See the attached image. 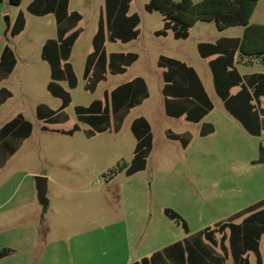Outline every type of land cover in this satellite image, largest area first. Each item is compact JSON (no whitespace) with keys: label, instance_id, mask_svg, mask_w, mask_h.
<instances>
[{"label":"rangeland","instance_id":"rangeland-1","mask_svg":"<svg viewBox=\"0 0 264 264\" xmlns=\"http://www.w3.org/2000/svg\"><path fill=\"white\" fill-rule=\"evenodd\" d=\"M30 1L22 0L19 6L9 4L8 0L0 1V51L8 45L17 59L13 73L1 84L12 91L13 97L0 106V136L11 128L10 125L6 129L3 127L17 113H22L33 126L31 136L0 170V247L7 241L16 248L9 261L34 264L41 255L54 262L126 263L134 256V251L140 250L142 241L146 245L143 251L148 253L185 236L177 220L174 221L178 226L173 223L168 226L167 221L160 226L159 222L165 218L163 208L179 213L191 233L208 227L214 231V237H221L226 234V228L219 231L216 225L227 222L230 213L264 200V163L252 164L259 158V145L264 146V133L260 137L245 133L211 88L210 74L208 92L214 109L199 126L182 118L156 116V107L151 106L159 96L154 77V81L148 83L151 99L132 109L119 132L111 129L95 133L89 139L85 136V131L91 128L77 121L74 106L102 99L105 89L110 90L118 83L135 76L144 77L147 73L139 60L126 74L108 75L107 81L101 82L94 93L84 90L85 81L81 75L104 0H70V9L83 15L80 23L83 32L71 58L79 84L71 90L67 122L46 125L51 129L69 130L78 124L80 130L73 135L43 130V123L35 117L37 104L43 102L56 109L60 103L46 90L49 67L40 59L41 44L56 36V26L52 15L29 14L26 6ZM148 1L131 2L130 13L136 12L141 18L139 37L129 44H108L107 51H135L142 60L149 52L153 70H158L159 54L179 57L181 48L194 60L204 63L197 55L196 43L214 41L221 35L214 23H196L188 40H174L171 34L157 38L153 31L161 27V15L144 10ZM19 10L25 13L26 27L19 36L6 38L7 19L13 20ZM252 21L264 22V0H259ZM240 32L241 28L237 27L223 35ZM240 71L242 74L264 72V65L240 66ZM147 107L154 136L152 151L146 168L127 176L125 167L131 163L135 146L129 125L134 117L146 115ZM204 123L212 125L214 130L202 136ZM166 128L176 133H190L193 137L190 147L184 150L179 142L166 141ZM39 176L46 178V204L39 198L36 188ZM62 185L67 188L63 189ZM261 210L264 205L250 213ZM128 222L137 227L134 238L130 231L133 227L128 226ZM118 231L122 235L119 236ZM160 231L164 232L160 234ZM124 232L130 233L126 236ZM6 233L12 237L5 240ZM113 250L120 252L117 260L110 258ZM261 252H264V237ZM121 253L125 255L122 257ZM249 258L256 264L253 253ZM165 261L171 262V259ZM224 264H233L231 256L228 255Z\"/></svg>","mask_w":264,"mask_h":264},{"label":"crops","instance_id":"crops-1","mask_svg":"<svg viewBox=\"0 0 264 264\" xmlns=\"http://www.w3.org/2000/svg\"><path fill=\"white\" fill-rule=\"evenodd\" d=\"M36 1L37 0H31L26 6V11L29 14L37 16V17H44V16L52 15L55 21L56 36L53 38H47L41 44L40 59L44 61L49 67V81L46 84V90L49 93V95H51V97L58 99L60 103L56 109L52 108L46 103H43V102L38 103L35 108V117L38 121H41L43 123L41 127L43 130L56 131L62 134L73 135L75 132L80 130V126L78 124H74L73 127L69 130L51 129L46 125L48 124L57 125L59 123L67 122V120L69 119V115L68 113H66V110L72 102L71 90L76 89L79 84V78L74 70L73 64L71 62V58H72L73 49L83 32L82 27H80V23L83 19V15L81 12L77 10L70 9V0H69L68 6H67L68 15L72 12H77L81 15V19L76 23V26L66 33V34H69L73 30H77V29L80 30L78 37L76 38L73 46L71 47L70 55L68 58V62L72 66V69L76 75L77 84L75 87L71 88L68 86V83L66 80L55 81L56 84L60 85L64 90H66L70 94V102L68 103L66 107L62 109L61 97L53 95L47 88V85L49 84V82L52 81L51 69H50L49 63L45 59H43L41 56L43 45L48 40H56L58 37V23H57L56 11L59 5L58 4L59 0H42V2L37 3L33 7V11H29L28 6L31 3H35ZM131 2L132 0L130 1L126 16L130 17L133 14H137V16L139 17V22L134 27V30H137L138 35L135 38L128 39L129 27L126 28L124 33H116V32L114 33V26H113L114 24L112 22L113 20H108L107 13H106L105 0H104V6L99 11L96 30L91 39V51H88L85 57V63H84V67H83V71L81 75L83 80L85 81L83 88L84 90L89 91L90 93H94L98 85L101 82L107 81L108 75L117 76V75L126 74L127 71L139 60L141 61V68L143 70H146L147 73H145L144 77L135 76L122 83H118L116 86H114L110 90L105 89L103 91L102 99H93L87 105H75L74 106V113H75L77 121L91 128L85 131V136L89 139V138H92L95 135V133H103L106 131H110L111 129H113V131L116 133L119 132L127 116L131 113L132 109L144 104L146 101L151 99V91L149 89L148 83H152L154 81V77L155 79H157L156 88H158L159 90V96L157 97L156 104L151 105V106L156 107V111H154L156 116L157 117L165 116L167 118L176 119V120L182 118L186 122L193 123L199 126L201 125L202 122H204L205 118L214 109L213 101L208 92L210 89H209V82L207 80L210 74L212 77L211 88L213 89L215 94L221 99L224 109L228 112L229 115H231V117H233L237 122H239L241 127L245 130V133H247L250 136L260 137L262 133H264V126H262L264 125V107H262V99H264V72H252L249 74H242L240 71V66L250 67L256 63L264 65V62H262L261 58L259 57L246 56L240 51V45H241L240 41L243 38L246 27L243 25H234V26L226 27L224 29H219L216 23L213 21L198 20L192 26L188 28V34L185 38H176L171 29H168L165 35L158 36L155 34V32L162 29L164 25V18H163V15L160 13L162 25L159 29H156L153 31V35L157 38L168 37L171 34L174 40H177V41L178 40H188L191 36L192 29L198 22L214 23L216 29L221 33V35L214 41H198L196 43L197 55L200 59L204 60V63H200L199 60H196V59L194 60L193 58L188 56L187 51L181 48L178 53V55L180 54L179 57L172 56V55L159 54L156 60V66L158 70H153L152 66H150L149 64V57L152 56L151 53L149 52L146 53L145 58L142 60V58H140V54L135 51H107L108 44H116V43L129 44L130 42L136 40L140 35L139 25L141 22V18H140V15L136 12L130 13ZM257 4H256V7H257ZM145 6L146 4L144 5V10L147 13L158 12V11L148 12L145 9ZM256 7L252 13V16L250 17L249 25H264V22L252 21V18L256 11ZM19 12L23 13V16L25 19L24 28L17 35L11 36L9 34V30L11 26L13 25ZM100 17L103 19V25H104V41L102 43L101 50L99 51L97 57L95 58V60L93 61L91 65V69H90L88 76L84 77L83 74H84V70L86 67L87 58L89 55H91L94 52V37L99 28ZM7 23L8 25H7V32L5 33V37L15 38L19 36L26 27L25 13L22 10H19L13 20H11L10 18L7 19ZM61 23H66V22L63 20ZM237 27L241 28V32L239 34L223 35L229 29H235ZM5 47H8L11 50L10 55L9 53L4 55ZM134 55L137 56L136 59H133ZM226 55L228 56L232 55L231 63H229L228 60L224 58ZM2 57L4 58L3 61H2ZM11 64H12V67L9 68ZM16 64H17V59H16V55L14 51L8 45H4L0 51V106L5 104L10 98L13 97L12 91L6 86H3L1 84L4 83L11 76V74L14 71V68L16 67ZM232 70L237 71L238 74L241 76L242 81L240 83H237L235 76L232 75L231 77L234 80L232 81L231 84H228L226 77L228 73ZM204 78L206 82L204 81ZM216 78H219V85H220L219 88H221L223 93L227 95V98H230V100L233 102H234V98L236 97V95H238L244 89V87L247 88V91L249 92L252 98L251 101L249 102L250 105L252 106V107L250 106L252 109L249 112V110L247 109V104H245V100L242 101V109H243L245 116L248 117L249 124L252 126L253 130L259 129V123H258V120H259L260 125H261L260 133L253 134L249 132L243 126V124L226 109L224 100L218 94V91H217ZM92 104H93V109H95V112H96L93 124L88 123L85 120H81L78 117L77 112H76L77 107L79 106L89 107ZM39 105H44L48 110L50 111L52 110V113H49L47 112L48 111L47 109L45 110V108H43V111H45L46 113L45 114L46 119H39L37 117L36 110ZM150 111L152 114L154 113L151 109ZM103 113L107 114V118L105 120L97 119L99 115ZM146 113H147L146 115L142 114V115H138L134 117L131 120L130 125H129V129L135 138L133 156H134V151H135V147L137 143V135L140 136L142 133H144L147 126L149 128L148 132L151 136L150 152L148 154V157L152 151L154 136H153L152 125L150 123V119L147 116L149 115V107H147ZM198 116H201V119L199 121H194V119L197 118ZM103 123L107 124L106 129H98L100 126L103 125ZM205 124L211 126V129L206 128V130H208L206 134L214 130L212 125L208 123H204L203 125ZM9 125L11 126V128H7V126ZM25 125L26 126L28 125L27 126L28 131L23 132V128L26 129ZM3 128L4 129L7 128V130L0 136V170L6 165L8 160H10L17 153L23 141L31 136L33 126H32V123L29 120H27L22 113H17L12 119H10L8 122L4 124ZM90 133L92 134L91 136L88 135ZM164 135H165L166 141L179 142L180 146L184 150L190 147L191 140L193 139L192 135L188 132L176 133L170 128H166L164 130ZM240 136L245 138V136L243 135H240ZM261 147L262 149H264V146L259 145L258 147L259 154H260L259 158L261 155H262V158H264V152L262 153L260 152ZM147 159H146V166H147ZM258 159L256 161H252V164L264 163V159H262L261 162H258ZM50 176H51L50 174L47 175L48 179H50ZM61 187L63 189L67 188L65 185L64 186L62 185ZM165 209H170V208H163V213L165 215V218L164 220H161L159 222L160 226L165 224V221H167L168 226H171L172 225L171 223L178 226L179 224H177L173 219H170L168 216H166L164 212ZM240 211L241 210L232 212L228 215V217L230 218L231 216L239 213ZM244 218H243V215H241L240 217L235 218L233 222L235 224H239L235 221L237 219L243 220ZM242 220L240 221V223L242 222ZM132 224L131 222L127 223L128 226L133 227ZM207 228L208 227H205L197 232L191 233L189 226H188L189 232L186 233L184 231L185 233L184 237H182L181 239L173 240V242H176L173 246H169L173 244V242L167 243L166 245H163L162 247H158L153 250L149 249L150 251H148V253L147 252L144 253L143 250H145L146 245H144V241H142L141 243H139L140 250L134 251L133 252L134 256L129 258L128 261H126V263L122 262L121 264H141L139 262L143 260L144 258L149 259V261H147L145 264H190L191 260H194L195 258H197L196 253L198 251L194 249L189 252L187 250L190 249V247L182 248L181 246L178 245V243L183 242L185 239H188L194 236L195 234L204 231ZM164 229L165 228H163V230ZM130 231L133 233L132 237L134 238L137 233V227H133L132 230ZM118 232H119V236L122 235L121 231H118ZM163 232L164 231H160V234H162ZM124 233L126 236H128L130 232H124ZM225 233L226 234L224 236L226 237V239L223 242L225 249H223L221 246L222 236L221 237L213 236L216 242L214 244L204 235L202 239H203V242L206 243V246L205 247L195 246V248L199 249L200 252L202 251L201 252L202 256L199 255V258H201L202 261H205L206 264H216V256L218 255L225 256V260L228 259V255L231 256L233 264H235L233 260L232 252L229 246L230 230L226 229ZM16 235L17 234L15 232L13 236L15 237ZM20 235L21 234H19V236ZM10 237H12V235L6 233V236H4V239L7 240V239H10ZM262 237H264V233L260 235L259 243H258V254H259L260 261L259 262L257 261L256 253L250 250V251H247L243 255V257L247 258L248 264H252L249 258L250 253H253L255 255L256 264H264V252H261ZM2 240H3V237H2ZM4 250L8 252L2 253ZM15 253H16V248L14 247V245L12 243H7L6 241V243H4L0 247V254H1L0 264H7V263L13 264V262L9 260L13 257ZM163 254H165V256ZM119 255H120V252L113 250L111 252L110 258H112L113 260H117ZM121 255L123 257V255L125 254L121 253ZM8 258L10 259L8 260ZM48 258H49L48 256L43 257L39 255V258H37L33 263L34 264H96V263H87L86 261L85 262L83 261L82 262L80 261L79 262H69V261L68 262H63V261L54 262V261H49ZM165 259H171V262H166ZM191 264H198V263H195L193 261L191 262Z\"/></svg>","mask_w":264,"mask_h":264},{"label":"trees","instance_id":"trees-1","mask_svg":"<svg viewBox=\"0 0 264 264\" xmlns=\"http://www.w3.org/2000/svg\"><path fill=\"white\" fill-rule=\"evenodd\" d=\"M2 1V0H0ZM22 0H8L11 5H19ZM131 0H105L106 13L108 20H113L114 33H124L126 28L129 27L128 39L137 37L138 32L134 30V27L139 22V17L137 14H133L130 17L126 16V13L129 8ZM42 0H37L35 3H31L28 6L29 11H33V7ZM69 0H59V5L57 7L56 16L58 23V37L56 40H48L42 47V58L45 59L51 69V79L47 85L48 90L56 96L61 97L62 99V109L68 105L70 102V94L64 90L60 85L56 84L55 81L66 80L68 86L73 88L77 84L76 75L72 69V66L68 62L70 55L71 47L74 44V41L78 37L80 30H73L69 34H66L71 29L76 26V23L81 19V15L77 12H72L68 15L67 6ZM258 0H201L194 2L193 0H180L175 2L173 0H149L146 4L145 9L148 12L158 11L163 15L164 25L163 28L156 31L155 34L165 35L168 29H171L176 38H185L188 34V28L192 26L196 21H213L216 23L219 29H224L229 26L234 25H243L245 26V32L243 35L240 45V51L246 56H255L261 58V61L264 62V25H249L250 17L256 7ZM66 23H61L63 20ZM25 24V19L23 13L19 12L13 25L9 30L11 36H15L20 33ZM112 26V27H113ZM113 34V32H112ZM104 41V25L103 19H99V28L94 37V52L88 56L86 67L84 70V77H87L91 65L95 58L97 57L99 51L102 48V43ZM9 53L11 50L8 47L4 49V55ZM136 55L133 56V59H136ZM224 58L231 63L232 55H226ZM4 58L2 57V61ZM12 67V64L9 68ZM235 76L237 83L242 81L241 76L237 71L232 70L228 73L226 80L228 84H231L234 79L231 76ZM219 78H216V87L218 94L224 100L226 109L236 117L243 126L251 133H260V122L259 129L253 130L252 126L249 124L248 117L245 116L242 109V101L245 100L247 104V109H252L250 105L251 95L247 91V88L244 89L236 95L234 102L227 98V95L223 93L221 88H219ZM247 98V99H246ZM251 106V107H250ZM47 109L44 105H39L36 110V115L39 119H46L45 111ZM48 110V109H47ZM47 112L52 113V110ZM76 112L78 117L81 120H85L88 123H94L95 118V109H93V104L89 107H77ZM100 113V112H99ZM253 114V113H252ZM107 114L103 113L99 115L97 119L105 120ZM201 116H198L194 121H199ZM26 126V125H25ZM28 126V125H27ZM23 128V132L28 131V127ZM264 126V125H262ZM107 124L103 123L98 129H106ZM135 128V127H134ZM149 128L147 126L144 133L140 136L137 135V143L134 151V156L131 160V163L125 167L126 175L130 176L134 173L144 170L146 166V159L150 152V142L151 136L148 132ZM135 131V130H134ZM88 135H92L91 133ZM260 152H264L262 147ZM262 155L258 159V162L262 161ZM264 205V200L257 202L256 204L249 206L239 213L231 216L227 222L220 223L216 225L219 231L223 229H229V246L232 252L233 260L235 264H248L247 258L243 255L247 251H254L257 255V261L259 262L258 254V243L259 238L262 233H264V210L257 211L255 213H250L257 207ZM165 214L170 219L177 220L181 223L182 228L186 233L189 232L186 222L182 217L171 209H165ZM249 213L241 223L235 224L233 220L241 215ZM213 230L205 229L202 232L195 234L194 236L185 239L183 242L178 243L182 248L190 247L187 251L197 250V258L190 261L198 264H206L205 261H202L199 258V255L202 256V251L196 249L195 246H206V243L203 242V236L205 235L212 243H216L213 237ZM226 237L222 236L221 246L225 249L223 242ZM8 251H3L2 253H7ZM1 255V254H0ZM149 261L148 258H144L141 264H145ZM225 256H216V264H224Z\"/></svg>","mask_w":264,"mask_h":264},{"label":"water","instance_id":"water-1","mask_svg":"<svg viewBox=\"0 0 264 264\" xmlns=\"http://www.w3.org/2000/svg\"><path fill=\"white\" fill-rule=\"evenodd\" d=\"M206 128H210L211 129V126L205 124L203 125V128H202V131H201V135H205L208 130H206ZM45 185H46V178L45 177H37L36 178V188H37V191H38V195H39V198L41 199V201H43L45 204L47 203L45 198H44V195H45Z\"/></svg>","mask_w":264,"mask_h":264}]
</instances>
